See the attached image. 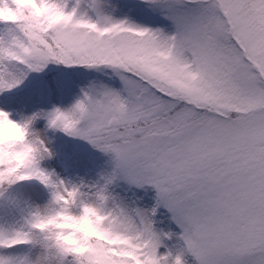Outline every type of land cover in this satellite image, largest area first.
<instances>
[{
  "label": "snow or ice",
  "instance_id": "1",
  "mask_svg": "<svg viewBox=\"0 0 264 264\" xmlns=\"http://www.w3.org/2000/svg\"><path fill=\"white\" fill-rule=\"evenodd\" d=\"M0 264H264V0H0Z\"/></svg>",
  "mask_w": 264,
  "mask_h": 264
},
{
  "label": "trees",
  "instance_id": "2",
  "mask_svg": "<svg viewBox=\"0 0 264 264\" xmlns=\"http://www.w3.org/2000/svg\"><path fill=\"white\" fill-rule=\"evenodd\" d=\"M80 151L84 152L89 158H93V153L88 151L89 149L87 147H83L81 149H79Z\"/></svg>",
  "mask_w": 264,
  "mask_h": 264
},
{
  "label": "rangeland",
  "instance_id": "3",
  "mask_svg": "<svg viewBox=\"0 0 264 264\" xmlns=\"http://www.w3.org/2000/svg\"><path fill=\"white\" fill-rule=\"evenodd\" d=\"M74 147H76L78 149H81V148L86 147V146H84L83 144H80V145H74ZM92 157H93V159H98V157H96L94 153H93V156Z\"/></svg>",
  "mask_w": 264,
  "mask_h": 264
}]
</instances>
